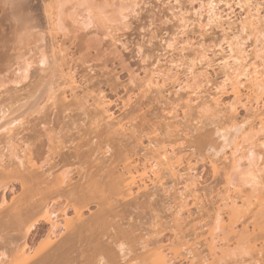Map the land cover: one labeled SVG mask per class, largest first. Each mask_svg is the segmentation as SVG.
<instances>
[{
  "label": "rangeland",
  "instance_id": "obj_1",
  "mask_svg": "<svg viewBox=\"0 0 264 264\" xmlns=\"http://www.w3.org/2000/svg\"><path fill=\"white\" fill-rule=\"evenodd\" d=\"M51 1L0 0V105L8 99V103L11 99L15 102L14 97L27 98L30 88H35V81L38 83L48 73L53 72L57 77L54 59L80 86L76 98L68 91V106L44 104L48 97L45 96V101L41 100L44 105L40 103L38 107H41L30 111V118L29 114L26 117L27 124L19 130V139L30 144L33 154L39 155L51 147L46 136L48 129H63L59 135L64 141L60 145L61 155L52 152L45 170L55 173L60 168L56 165L61 156L68 154L67 158H71L80 149L82 152L77 155L85 153L84 157H89L85 158L87 161L71 158L81 164L77 161L80 168L76 166V169L74 165L67 167L72 170L73 182L79 180L77 172L89 170L95 159H105L99 166L111 163L106 160L120 149L122 153L126 148L140 159L149 156V149L167 147L182 152L184 167L181 169H188L182 173L184 177L190 174L186 178L192 183L193 192L180 213L175 207V182L165 172V189H153L126 204L120 197L104 194L115 198L112 207H106L113 211L107 210L110 214L108 223L104 220L107 225H103L104 230L99 229L101 234L99 230L95 233L99 232L98 238L104 239L101 242L109 251L113 249L110 251L116 258L112 257L116 260L113 263L129 264L136 254L160 246L179 251L182 256L178 257L177 264H187V248L182 238L190 245L196 244L197 250L207 255L204 235L209 226L214 227L217 214L228 222L231 210L225 204L224 169L228 168L225 157L232 152L233 144L228 145L224 138L231 140L236 129L255 135L252 149L257 159L253 169L259 191L252 194L264 198V0H254L250 8L239 0H127L130 7L122 13L123 0H94L98 9L92 12L97 17L74 0L65 17L66 33L58 36L49 31L46 9ZM43 56L47 59L46 65L40 62ZM55 76L53 91L59 93L63 87L59 88L60 80ZM149 80L152 85L148 84ZM100 101L105 103V114L96 109L95 102ZM117 123L124 126L123 130ZM94 134L95 137L102 135L101 140L97 141V137L94 141L102 143L100 146L109 143L110 153L104 157L101 154L104 146L100 152L92 151L95 144L88 145ZM202 138L217 145L220 151L217 156L210 150L203 151ZM15 152L13 147L12 153L4 151L7 157ZM10 159L4 157L7 163ZM212 163H217L221 170L214 172ZM241 164L242 169L249 167L248 160ZM93 170L101 171L98 168L89 171ZM1 176L0 209L3 210L1 207L5 209L7 205L4 200L10 203L22 193V188L20 180L13 179L11 174V177ZM186 182L185 178L179 179L180 186L175 188L182 191ZM251 190L252 185L243 186L245 194L252 195ZM54 201L60 209L64 208L61 207L63 198ZM94 204L84 210L86 216L89 211H96ZM245 214L236 218L234 227L240 232L238 238L233 240L222 234L223 238H231L230 250H236L239 255H230L224 264H252L255 251L248 243L253 239L258 240L257 249H264L261 234L252 233L260 223L259 227L264 226V210L256 217L249 212ZM49 230L46 221L37 222L25 238L29 247L42 248ZM11 232L0 234V254L6 256L0 259L7 264L24 236L17 234L15 238ZM123 234L135 238L131 251L127 245L120 251L114 242ZM261 257L264 262V251ZM130 264L144 263L139 260Z\"/></svg>",
  "mask_w": 264,
  "mask_h": 264
},
{
  "label": "bare ground",
  "instance_id": "obj_2",
  "mask_svg": "<svg viewBox=\"0 0 264 264\" xmlns=\"http://www.w3.org/2000/svg\"><path fill=\"white\" fill-rule=\"evenodd\" d=\"M72 1L74 2V0H52L51 3L49 2L50 5L48 4L49 6H47L46 12H48L47 16L50 23L49 31L51 35L58 36L62 32L66 33L65 17H67L66 14L68 12V6ZM239 1L248 5L249 8L254 2V0ZM78 2L86 6L85 8L87 11H89L90 14L92 13L91 16L94 14L92 11L98 9L94 6V0H78ZM129 4L127 0H123L121 3L120 12L122 13L127 10L128 7H130ZM256 11L258 12V9H256ZM94 16L97 17L98 15L96 16L94 14ZM98 20H100V18ZM54 61L55 71L59 74L57 76L60 80L59 84L61 85H59V88L63 87V91L62 89L61 91L56 90L59 93L53 91V86L56 84L54 79L55 75L53 72L48 73L49 75L46 74V72L44 73L46 74L43 76L44 78L40 77V79L37 80L38 83L36 81L35 84L33 83L35 88H30L32 91L29 90L28 94L26 95L27 98L20 100V98L14 97L17 99H14L15 102L13 99H11L10 103H8V99V102H4L6 104L3 103V105H0V176H9L11 174L13 179H17L18 182L20 180L19 183H21L20 187L22 188V193L18 195L19 197L17 196L11 200L10 203L5 202L4 200V204L7 205L5 206V209L3 207H1L3 210L0 209V231L2 229L1 233L4 231V233H6L5 235H7L8 230H11V233H15L13 234L15 235V238L17 234L19 235H17L18 237H20V235L21 237L24 235L22 237V241H20L21 245L16 244L17 248L13 252L11 251L12 253L11 256H9V263L120 264L113 263V260L116 259L113 256V253L110 255V253L113 252V249H110V252L108 249L109 247L106 245V247H108L106 248L101 242L102 238L101 240L98 238L100 237L99 232L101 234L99 229L102 227L104 228V226L107 225L106 223H108V220L106 219L109 218L110 214L107 210L109 209L110 212L113 211V208L110 210L109 207H112V201L115 200V198L112 199L113 196H109L114 195L117 198L120 197L119 200L125 201L126 204V201L137 198V196L148 193L153 189H165L167 185V182L165 181V175L167 174V176L174 180L175 187L180 186L179 179L185 178V182H187L184 185V189L182 191L175 187L173 189L175 193H177L175 197V205L177 206L175 207L178 208L177 212L180 213V211L186 205L187 199L192 196V183L188 182V178H186L190 174L187 173L186 177H184L185 175L182 173V171L185 172L188 170L181 169L184 167V163L182 161L183 156H180L182 155V152H179V154L175 151L176 149L169 150L167 147L156 150L149 149L148 155L151 156V158H148L149 156L145 155L143 159L135 158V155H131L130 152L129 154L126 148V151L123 152L122 150V153L120 152L121 149L117 153L114 151V155L111 154L110 158L106 160L108 162L111 161V163H108L109 165L105 164L104 167L102 165L99 166V164H101V160L103 161V164L105 163V159L103 160L102 158L95 159V161L93 160L94 162H92V166L89 167V170L94 168L101 169L100 172H104L106 169L105 173H100L98 170L97 172H95L96 170L90 172L85 168L84 173L81 172L82 170L77 172L79 173L78 175H80L79 180L74 182V178L71 176L72 170H70L71 168H67L68 165H74L72 167H75L76 169V166L80 164L79 161H81V158L85 159L89 157H84L83 154L85 153H80V156L77 155L79 152H82L80 149L76 152L77 154L70 155V157L72 156L73 159L79 158V161L77 160L79 164H77V161L73 160L76 162L74 163L71 160L72 157L69 158L68 156L67 158V154L65 157L61 156V161L59 164L57 163L58 165L55 164L56 167H60L57 171H55V173L52 174L51 172L53 171H51V169L45 170L51 161V154L56 152V154L58 153V156L61 155L60 151L61 147L63 146L61 144L64 143V141L61 140L59 135H61L63 129L59 131L52 127L48 129V134H46V136L48 137L47 140H49L48 142L51 144V147L46 149V153H41L39 155L33 154L31 148H29L30 146H28L30 144L19 139L21 134L19 130L23 128L25 124H27L25 122L28 114L30 118V114L34 112V110L36 111L39 109L44 104L50 103L51 107H56L59 104L66 106L70 100L68 91L73 98H76V90L80 88L78 82L73 75L69 74L68 71L65 72L63 65H58L60 62H57L56 59H54ZM40 62L42 65L45 63L47 64V59L43 56ZM41 79L43 80L40 81ZM148 84L152 85L153 83L151 80H149ZM45 96H48L47 99H45L46 101L44 100ZM41 100H44L46 103H41ZM11 101H13L15 104H12ZM40 103L41 106L38 107ZM95 104H97L96 109H100L104 114L107 113L106 108L103 105L105 103L100 101L99 103L95 102ZM38 111L40 112V110ZM29 118L27 120L30 121ZM29 123H31V121ZM117 124L121 127L120 129L123 130L122 127L124 126L119 123ZM100 135H96L99 137L97 138L94 134V137L88 140V145L92 144L94 147L93 144H95L96 146L95 149L92 147V151L97 150L101 152L103 149L104 144L100 146L102 143L99 145L100 142H94L96 140L98 141V139L101 140L100 137H102V135ZM254 138L255 135L253 133L244 134L237 129L236 135L231 140L224 138L225 143L228 145L233 144L232 152L229 156L225 157V160L229 163L228 168L224 169V177L226 182L225 204L231 209L228 214V222H225V220L222 218L223 216H221L220 213L217 214L214 227L212 228L211 226L210 228L209 226L206 235H204V237L202 236L205 242L204 247L208 251L207 255L200 253L195 247L196 244L190 245L189 242L184 241V238L181 239L186 246L185 248H187L185 251V259L187 264H224L230 255L233 254L234 256H239L237 255L236 250H230L231 245L229 243L232 242L231 238H223L222 234L226 233L228 236H231L233 240L234 238H238V234L240 232L236 231V228L234 227L237 220L236 218H241L240 216L243 215L245 216V212H249L253 215V217H256L259 212L264 210V198L252 194L259 191L257 188L259 183L256 180V172L253 169L257 159V156L252 149V146L254 145ZM206 139H203L202 142H200L202 143V147H200L203 149V151L206 152L207 150H210V152H214L215 156H217L220 152L217 145H215L213 141ZM87 144L84 145L86 146ZM262 145L264 146V142ZM12 147L13 151L16 152L10 157H7L4 151L7 150V152L9 151L12 153ZM121 147L122 146H120V148ZM171 148L173 147L171 146ZM63 149L65 148L63 147ZM109 149V143L105 144L104 150L101 152L103 157L110 153ZM57 150L60 151L57 152ZM118 153L121 154L119 155ZM81 154L83 157H81ZM74 156L76 158H74ZM4 157L11 158L10 162H5ZM119 159L120 161L118 162ZM243 160L249 161V167H247V169H242L243 165L241 163ZM86 163L87 162H85V164ZM116 163L118 164L116 165ZM120 163L121 167L119 168ZM212 166L214 168V172L216 171V173L218 170H221L219 169L220 166L217 163L213 164ZM78 167L80 168V166ZM79 168H77V170H80ZM118 169L121 170L118 171ZM189 171L193 170L189 169ZM165 172H167V174H165ZM246 185H252V195H247L244 193L243 186ZM106 193H109L110 195L108 196L107 194V197H105L104 194ZM62 198L64 199V203L61 205V207L64 206V208L62 207L60 209V207L56 206V203L55 201L53 202V200ZM238 201L241 202V205L239 206ZM94 203L97 205L96 211L92 212L88 210L89 215L86 216L84 210ZM114 204L115 202L113 203V206H115ZM107 206L109 207L106 209ZM244 208H246L245 211ZM240 209L242 212L239 211ZM69 210H72V213L69 212ZM40 220L46 221L50 225V230L45 236V243L42 247L44 249L40 248L41 250H33L29 247L25 238L31 234V232L34 230L35 224ZM104 220L107 222L105 223ZM260 225L262 224L260 223L258 227H254L252 233L253 235H256V233L259 232L261 234L260 238L264 239V226L259 227ZM103 228L101 230H104ZM97 230H99V232L95 233ZM120 234L122 233L120 232ZM120 236H118L119 238H116L114 241L117 243V248L120 249V251H123V246L127 245L128 249L131 251V248L135 247L134 245L131 246V244L134 242L136 243L135 238H130V236L128 237L125 234H123L121 237ZM4 237L5 236H3V239ZM107 237H109V235ZM256 241L258 240L253 239L248 243L250 248L254 249L255 251L254 256L251 257L252 264H264V262L261 261V255L263 254L264 249H257L258 247L256 245ZM179 256H182L179 251H176L173 248L168 250L159 246L153 247L150 250L148 249V251L144 253L136 254L133 259L131 257V261L137 263V261L139 262L140 260V262L144 264H177V259ZM0 257L4 258L6 256L3 253L0 254ZM112 257L115 259H112ZM0 260V264H7L6 261H3L4 259Z\"/></svg>",
  "mask_w": 264,
  "mask_h": 264
}]
</instances>
